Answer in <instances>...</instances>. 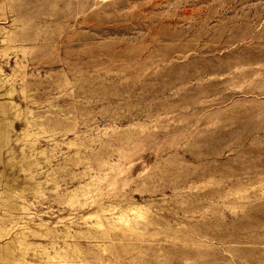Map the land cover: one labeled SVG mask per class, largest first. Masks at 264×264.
<instances>
[{"label":"rangeland","instance_id":"374dc122","mask_svg":"<svg viewBox=\"0 0 264 264\" xmlns=\"http://www.w3.org/2000/svg\"><path fill=\"white\" fill-rule=\"evenodd\" d=\"M0 264H264V0H0Z\"/></svg>","mask_w":264,"mask_h":264}]
</instances>
